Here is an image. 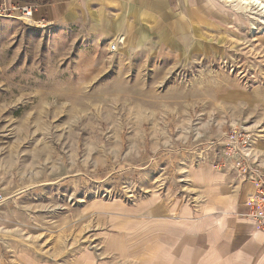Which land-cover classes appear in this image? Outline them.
<instances>
[{
	"label": "rangeland",
	"instance_id": "374dc122",
	"mask_svg": "<svg viewBox=\"0 0 264 264\" xmlns=\"http://www.w3.org/2000/svg\"><path fill=\"white\" fill-rule=\"evenodd\" d=\"M215 2L195 37L183 14L150 15L129 46L92 28L91 8L0 18V264L105 259L92 204L191 201L200 164L240 177L216 165L244 141L264 172V25Z\"/></svg>",
	"mask_w": 264,
	"mask_h": 264
},
{
	"label": "crops",
	"instance_id": "0c3cea01",
	"mask_svg": "<svg viewBox=\"0 0 264 264\" xmlns=\"http://www.w3.org/2000/svg\"><path fill=\"white\" fill-rule=\"evenodd\" d=\"M38 3L35 19L54 22L82 16L91 8L92 28L127 45L140 39L143 19L183 14L192 26L214 19L220 0H17ZM104 17L107 18V24ZM145 24V23H144ZM172 29L179 27L172 25ZM123 41V42H124ZM121 43V42H120ZM126 46V45H125ZM131 46V45H130ZM122 63L126 57H111ZM126 67V64H125ZM126 70V68L124 69ZM191 201L146 197L135 203L92 204L90 235L100 236L105 259L83 248L58 262L17 255L19 264H264V235L246 218L245 201L254 190L240 177L200 164L190 172ZM170 200V199H169Z\"/></svg>",
	"mask_w": 264,
	"mask_h": 264
},
{
	"label": "built area",
	"instance_id": "2783aa9c",
	"mask_svg": "<svg viewBox=\"0 0 264 264\" xmlns=\"http://www.w3.org/2000/svg\"><path fill=\"white\" fill-rule=\"evenodd\" d=\"M38 8V4L25 3L17 0H0V18H12L17 20L26 21L28 23H35L34 13ZM111 46L110 51H117V46L120 43ZM249 144L244 141V150L240 153L232 152L229 157L230 164H218L220 166H228L229 170L238 173L245 183H250L253 186V191L248 195L245 201L246 218L251 222L254 231L264 235V172L259 170L253 164H250L249 158ZM3 198L2 189L0 187V201Z\"/></svg>",
	"mask_w": 264,
	"mask_h": 264
},
{
	"label": "bare ground",
	"instance_id": "6f19581e",
	"mask_svg": "<svg viewBox=\"0 0 264 264\" xmlns=\"http://www.w3.org/2000/svg\"><path fill=\"white\" fill-rule=\"evenodd\" d=\"M223 1L224 3L227 4L230 3V5L232 4L234 7H236L235 9L237 10H242L248 12L252 16H255V18L260 19L262 21L261 23L264 25V0H223ZM31 24L39 25L41 23H31Z\"/></svg>",
	"mask_w": 264,
	"mask_h": 264
}]
</instances>
